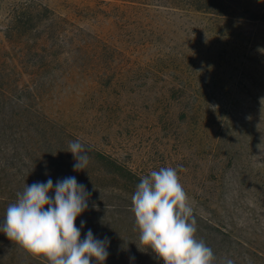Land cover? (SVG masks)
Masks as SVG:
<instances>
[{"label":"rangeland","instance_id":"374dc122","mask_svg":"<svg viewBox=\"0 0 264 264\" xmlns=\"http://www.w3.org/2000/svg\"><path fill=\"white\" fill-rule=\"evenodd\" d=\"M28 1L48 9L49 18L35 20L6 37L13 8ZM124 1L0 0V101L7 103V107L0 111V130L6 129L4 134L8 137L1 139L0 144L6 148L16 147L18 152L16 156L5 155L7 168L0 166V196L5 198L6 208L15 202L16 194L24 188L21 180L27 168L23 167L21 157L30 153V150L23 149V145L31 137V125L34 123L30 117L24 118V122L17 120L15 107L20 102L42 106L43 114L50 122L55 121L60 131L67 129L85 142H95L98 149L115 154L122 162H129L128 166L137 169L147 165L153 170L170 166L179 172L178 163L182 162L177 151L181 132L184 131L186 136L194 134L198 139L202 137L209 144L215 139L214 133L220 124L223 125L224 138L218 146L223 148V152L227 150L226 154L220 155L217 162L210 155L195 158L193 148H188L186 144L185 153L192 160L186 169L187 175H178V180L186 193L187 203L193 208L195 226L196 230L200 228L197 231L200 236L205 237L209 222L218 223L259 250L264 257V44L256 49L242 46L238 50L231 40L207 32L188 44L182 29L189 30L191 26L199 29L203 25L210 27L208 18L192 14L186 25L179 27L180 20L176 13L172 15L158 9L159 14L152 10L149 18L144 20L151 31L162 33L159 46L154 47V44L148 45L147 41H142L143 36L136 33L135 26L129 24L125 29H120L115 24L122 10L121 4H127ZM42 13L40 15L44 16ZM35 16L36 13L33 14ZM86 34L125 50L120 56L115 55L113 63L114 73L122 72V75L126 73L125 70L144 68L143 63L149 64L151 58L157 56L156 48L161 51L162 62H166L167 58L176 56L181 44L186 43L187 53L199 72L198 80L207 84L213 92L208 96L206 89V96L200 94L199 107L206 116L205 121L202 123L198 115H194V119H186V124H182L179 116L171 115L162 128V125H157L162 120L159 119L160 115L158 119L153 117L151 106L137 98L142 103L134 115L127 113L124 117L119 113L109 121L101 119L95 122L92 111H99L100 108L95 106L96 103L89 105L88 102L84 108L83 95L93 85L92 78L99 71L100 64L91 60L90 56L75 53L70 45L75 35ZM209 47L215 48L211 53L216 60L205 52L209 51ZM73 64L77 69L72 67ZM174 71V65L170 64L164 69L162 80H166L168 75L172 76ZM143 73H137L136 78H141ZM30 80L37 84V88L39 86L41 94L37 100L28 99L27 93L19 92ZM139 82L135 85H140ZM132 86L125 85V88L134 91ZM162 86V82H158L154 91ZM140 90H144V87L141 86ZM122 102L125 104L126 99ZM132 125L137 129L134 134L130 132ZM54 148L46 150L44 155L55 153ZM62 148L59 146V151ZM129 155L131 160L127 161ZM214 162L219 166L221 178L211 175ZM62 164H66V159L62 160ZM37 172L40 169H35L32 179L37 177ZM110 186L111 183L104 182V192ZM123 219L133 220L134 217L131 213L123 216ZM2 222L3 216L0 214ZM119 229V246L123 249L115 251V264H162L150 251L137 250L136 246L140 247L139 234L134 227L128 228V232ZM128 239L132 242L129 245L125 244ZM0 242L7 246L6 252L11 250L12 242L7 243L4 237ZM13 247L16 248L15 245ZM129 257L134 259L130 260ZM232 260L234 264H251V257L243 249L238 259ZM24 263L19 260L14 264Z\"/></svg>","mask_w":264,"mask_h":264},{"label":"trees","instance_id":"16d2710c","mask_svg":"<svg viewBox=\"0 0 264 264\" xmlns=\"http://www.w3.org/2000/svg\"><path fill=\"white\" fill-rule=\"evenodd\" d=\"M124 2L127 4H121L122 10L116 17L115 24L120 29H125L129 24L135 26L136 33L143 36L142 41H147L148 45L154 44V47L159 46L161 41L160 35L162 33L156 34L151 31V28H148L149 26L144 23V20L149 18L148 14L152 10L153 13H158V9L168 11L172 15L176 13L180 20L179 27L185 26L192 14L205 15L208 18L210 27L203 25L199 29H193L194 26H191L189 30L186 28L182 29L185 37H187L188 44L194 42L197 36L201 37L205 32L219 38L223 37L224 39L231 40L232 45L236 46L238 50L242 46L256 49L264 44V0H259V2L258 0H125ZM41 12L44 13V16L40 15ZM35 13L36 16L33 17ZM48 13V9L42 5H32L31 1L13 8L10 16L11 23L7 27L6 37L12 35L18 28L27 26L35 20H40V18H42L41 20L48 19ZM153 18L155 19L156 17ZM71 42L72 44L70 45H72V50L75 53L87 57L90 56L91 60H96L100 64L98 67L99 71L92 78L93 85L83 95L85 97L84 108L86 102L89 105H95L96 103L95 106H99L100 108L99 111H96L97 109H93L94 111H92L95 122H100L101 119L109 121L119 113L124 117L127 113L134 115L138 111L137 109H140L139 105L142 103L137 98L142 99L151 106L153 117L158 119L160 115L159 119L162 120L157 125H162V128L166 125V121L171 115L179 116L182 124H186L184 123L186 119H194V115H198L202 123L203 120L205 121L206 116H203V111L199 107L200 94H204L206 89L208 96H211L213 92L207 84L204 85L198 80L197 73L199 72L187 53L188 48L186 43L185 45L181 44V49L177 52L176 56L171 57L172 59L167 58L168 61L166 62H162L161 51L159 48H156L157 56L154 59L151 58L149 64L143 63L144 68H136L137 72L132 69L125 70L126 73L122 75V72L114 73L115 67L113 63L115 55L120 56L122 51L124 52L125 50L118 49L111 42L103 43L98 37H92L89 34L84 36L75 35L71 39ZM156 43L158 44L155 46ZM124 49H126L125 46ZM213 49L215 48L209 47V51L205 52L212 59L216 60L211 53ZM91 52L93 55H89ZM117 52L120 53L118 54ZM170 64L174 65V74L172 76L168 75L166 80H162L165 74L164 69L168 68ZM72 67L77 69V66L74 64ZM189 67H192V69L189 70ZM85 69H87L86 66ZM143 71L144 73L141 74L143 80L136 78L137 73ZM130 73L131 75H129ZM137 82L141 84L135 85ZM158 82H162L163 86L154 91ZM125 85H133L132 87L135 90L132 91L125 88ZM141 86L144 87V90H140ZM19 92L22 94L27 93L26 97L28 99L33 98L36 100L41 94L39 86L37 88V84L33 80L22 86ZM204 95L206 96V94ZM123 99H126L125 104L122 102ZM6 104V102L0 101V111L7 107ZM15 109L18 111V114L15 116L17 120L24 122V118L30 117L34 122L31 125V137L23 145V149L26 151L30 150V153L21 157V161L24 164L23 167L27 168L23 173L24 176L21 183L28 185L34 182H43L45 181L44 177H50L53 183H55L58 178L75 176L77 182L85 186V189L90 193V197L88 208L80 214L78 222L75 220L74 224L79 227L81 220L85 222L84 228L81 229V239L84 232L88 229H91L93 235L97 238L107 236L109 238L108 256L104 264H115V251L123 249L119 246L121 244L119 228L128 232V228L134 227V219H123V216L132 213L130 210L131 195L139 179L142 176H146L150 171H153V167L147 165L142 169L133 168L132 166H128L127 163L129 162H122L115 154H108L98 149L95 142H91L90 140L85 142L67 129L60 131V127L56 128L55 121H52L53 123L50 122L43 114L42 106L38 107L34 103L20 102ZM222 126L218 124L214 133L215 139L210 142L207 141L209 144L204 142L202 137L198 139L195 138L194 134L186 136L184 131L181 132L180 137L182 138L179 140L177 153L181 155L182 163H178L180 167L177 175H187L186 169L192 160L185 153L186 144H188V148H193L195 158L210 155L212 160H216L215 162H217L220 155L226 154L227 150L223 152V148L218 146L219 143H222V138H224ZM180 129L182 128L180 127ZM136 130L133 128V125L130 126L131 133L134 134ZM4 132H6V129L0 130V141L4 138L8 139ZM25 136L23 137L24 141ZM73 140H79L89 156L88 165L84 170L79 172L72 171L74 160L71 153L66 152L68 143ZM59 146L63 147L60 151ZM3 147L0 144V166L1 168H7L5 155L15 154L16 156L18 152L16 147H4L6 149ZM52 147H55L53 150L55 153L51 152L45 156V151L49 148L51 150ZM207 148L208 150L206 151ZM130 157L129 155L127 161L131 160ZM64 159H66L65 165L62 164V160ZM215 162L211 175L214 174L216 178H221L219 166ZM35 169H40V172H37V177L32 179L35 175ZM107 181L112 186H110L109 190H106L107 192H104L103 183ZM4 210H6L5 198L0 196V214L3 216V219L4 215L2 212ZM198 229L194 234V236L198 235L195 236V239L203 241L206 246L211 248L213 252L212 264H221L225 257L238 259L242 249L251 257V264H264V257L259 250L249 246L242 238L233 234L232 231L221 227L218 223L212 224V222H209L208 228L205 229L207 231L205 237L199 235ZM1 237L5 238L2 233H0V239ZM10 242L8 240L7 243ZM12 243L16 248L12 246L11 250L6 252L5 247L7 246H5L4 242H0V264H5L4 261L14 264L19 260L25 261L24 264H49L46 258L32 256L15 242ZM130 243L132 242L129 239L125 242L127 245ZM90 264H94V262L90 261Z\"/></svg>","mask_w":264,"mask_h":264},{"label":"clouds","instance_id":"9594fccd","mask_svg":"<svg viewBox=\"0 0 264 264\" xmlns=\"http://www.w3.org/2000/svg\"><path fill=\"white\" fill-rule=\"evenodd\" d=\"M259 2V0H258ZM72 171L85 169L89 156L79 140L68 143ZM90 193L75 176L49 177L24 185L7 206L0 233L32 256L49 264H104L109 238H97L91 229L80 238L84 221H74L88 208ZM130 210L138 230L140 252L150 251L162 264H212L213 252L195 239L193 208L178 180L177 168L160 167L142 176L131 195ZM130 260L134 257H129ZM221 264H234L225 257Z\"/></svg>","mask_w":264,"mask_h":264}]
</instances>
